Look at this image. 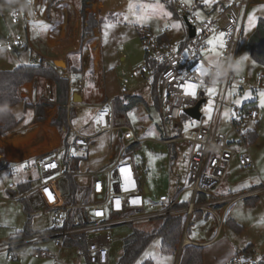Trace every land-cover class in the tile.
Wrapping results in <instances>:
<instances>
[{
    "label": "built area",
    "instance_id": "obj_1",
    "mask_svg": "<svg viewBox=\"0 0 264 264\" xmlns=\"http://www.w3.org/2000/svg\"><path fill=\"white\" fill-rule=\"evenodd\" d=\"M8 1L18 6L14 22H18L25 13L36 21L53 22V6L45 5L46 0ZM166 2L173 17L181 22V36L171 39V27H165L158 32L150 28L140 29L141 42L146 56L142 75L150 83L156 82L157 100L164 124L172 122L175 127H180L177 137H169L166 131L167 138L164 142L172 144L182 140L191 143L185 182L174 185V190L171 189L173 187L171 185L169 192L162 195L156 203L147 202L137 166L127 154L128 148L139 143V139L133 129L128 126L127 119L115 114L114 104L112 100H108L99 108L96 135H88L73 129L72 138L65 149L66 153L43 156L37 160V168L41 173L40 189L50 206L59 207L55 211V224L50 230L17 236L0 245V251L7 252L10 260L18 258L15 251L19 249L54 241L62 250L66 239L74 235L86 234L87 247L85 249L81 246L71 247L76 250L77 262L55 257L52 264H80L81 262L111 264V235L99 231L118 225L134 224L142 220L166 219L176 215L185 216L184 229L178 245L180 252H183L186 246L196 244L192 239L183 242L184 237L189 238V226L196 213L204 212L212 215L218 228L221 229L224 217L233 204L264 194V182L238 195L231 196L215 192L219 185L231 179L230 166L234 158L237 157L241 166L246 169L253 168L254 162L244 140L243 131L238 128L236 120L231 119L232 129L228 133L221 131L220 127L227 96L235 88V71L230 70L215 84L209 83L207 75L201 77L194 71L198 64H203L204 69H207L210 60L215 61L229 55L236 59L246 16L256 4L264 5V0H234L229 5L220 7L215 4L212 9L205 12L204 16L200 14V11H205L202 0H166ZM189 24L195 28L194 37L190 35ZM209 41H212L211 45ZM221 42H223V48L220 47ZM24 47H29V43L20 37L0 41V49L14 51ZM216 52H220L221 55L215 57ZM133 77L134 75H131L130 79ZM130 79H125V84H128ZM190 83L196 85L195 95H192L187 88ZM208 87L216 88L217 93L213 99L216 107L219 108V111L215 113L216 121L213 119L209 124L206 123V117L201 111L202 106L200 120H195L184 112L187 108L195 107L200 100L204 99L206 102L210 98L206 92ZM70 89L83 90L84 83L79 82L78 86H70ZM68 107L70 108V105ZM230 107L234 109L232 104ZM255 114V111L251 110L244 116L250 117ZM183 116L200 124L185 129L181 123ZM105 133L111 136L120 134L122 141L128 133L130 140L124 143V149L112 166L85 173L92 179L88 202L76 205L60 203L56 189L57 181L61 178L80 175L74 167V159L86 156L93 139ZM233 133L238 136L239 141L231 139ZM114 144L112 140L110 146L113 147ZM53 163L56 165L55 168L47 167ZM121 168L125 171L121 172ZM186 193H190L187 200H185ZM117 201H119V206H117ZM148 206H158V208L150 210ZM222 207H224L223 214H219L217 208ZM81 209H85L87 213L85 222L78 215ZM72 211L75 217L74 223L70 224ZM97 212L101 214L96 215ZM92 232L96 233L91 235ZM211 242L212 240L204 244ZM41 255L47 256L46 251ZM229 264H248V260L245 257H235Z\"/></svg>",
    "mask_w": 264,
    "mask_h": 264
},
{
    "label": "rangeland",
    "instance_id": "obj_2",
    "mask_svg": "<svg viewBox=\"0 0 264 264\" xmlns=\"http://www.w3.org/2000/svg\"><path fill=\"white\" fill-rule=\"evenodd\" d=\"M91 1L95 2L96 0ZM232 1L234 0H202V4L205 5V11H200V14L204 16L206 14L205 12L212 9L215 4L217 7H220L222 5H229ZM102 2L103 7L99 15L98 13L96 14V19L99 20L98 25L101 27L105 44L107 42L111 44L112 42L115 43L119 41V39L126 40L127 38L128 40H132L127 43L129 58L126 61H121L118 67H116L115 79L117 82L116 85H118L123 92L130 91L134 85L142 83L138 87L137 92H134L133 95L136 94L141 96L143 102L139 103L125 114L128 126L133 129L139 139L137 147L127 150V154L137 165L142 186L146 185L150 189V193L146 194L147 202L156 203L162 195L169 192L171 185H173L171 189L174 190V185L179 182L180 184L185 182L186 169L191 152V143L182 140L172 144L164 142L167 138L166 131L169 137H177L180 127H175L172 122L166 125L164 124L159 103L157 106L152 96V84L145 80L141 73V67L146 59L144 48L140 39L133 37H137L136 29L139 26L150 27L153 30L171 27L172 33L170 38L175 39L181 36L182 25L179 20L173 17L171 10L164 0H102ZM79 4H81V0H75L72 2L71 6H69L71 18L76 16ZM129 4L133 5L131 11H129ZM17 7V4L8 0L0 3V41L14 39L17 36L27 41V35L22 22L15 23L13 21ZM91 9L93 10V7H91ZM125 16L128 18L125 19ZM262 17H264L263 4H256L253 6L246 16L236 59L241 57H247V59L243 60L239 66L234 67L236 77L234 82L235 88L232 93H229L227 96V104L222 110L220 122L221 131L226 133L230 132L232 129V118L240 122L238 128L241 131L248 129H255L257 131V141L248 146L249 153L254 162V167L246 169L241 166L237 157L234 158L230 166V171L232 173L231 179L229 182L221 184L215 189V192L219 194L231 196L238 195L264 182V106H262V99H264V97H262V94H264V65L257 62L252 57L248 46L249 39L255 32L258 21ZM174 25H178V27ZM121 28L123 29V31L121 30L122 32L120 31ZM31 40L34 42L29 44L27 49L22 48L21 50L17 49L19 51H9L5 48H1L0 70H12L20 65L39 64L42 60L41 58H43L48 51L37 37L35 38L32 36ZM215 57L218 56L215 54ZM63 61L66 64L65 60ZM56 67L59 69H66L67 66ZM131 74H133L135 78L130 79ZM125 79H130V82L125 84ZM83 80L85 81L84 86L87 87V90L91 92L93 97L97 96L99 91L96 90V88L94 89L91 82L86 81L85 78ZM76 86H78V84ZM208 88H214L215 91L210 94L207 91ZM208 88L206 92L210 98L203 103L201 108L203 115L206 117L207 124L215 119V113L219 111L213 99L217 93L216 88ZM75 102L77 103L78 101ZM249 102H254L257 106L255 110L256 114L242 119L243 116L238 113L237 109ZM231 104L234 106V109H231ZM73 118H75L74 114ZM78 118V124H81L85 116L83 114ZM181 123L185 129H190L200 124L184 116L181 119ZM231 139L239 141L235 133L231 134ZM112 140L113 136L110 137L109 134H103L99 138V141L102 143V150L105 151V153H111L112 151L116 154L114 158L107 163L103 159L101 161V169L108 168L116 162L117 154L124 149V143L130 140V136L126 133L123 141L122 137L116 136L115 146L110 148L108 144L111 143ZM63 153H66V151ZM75 162L76 160L74 159V163ZM35 176L36 175H34V177ZM39 182V180L36 181L34 185H37ZM57 186L64 195L69 189L68 178L59 179ZM41 195L44 204L47 205V199L43 194ZM189 195L190 193L185 194V200L189 198ZM257 198V202L254 205L248 203L246 200H241L229 208L224 217L223 228L218 237V242L213 246L204 248V264H215L216 260L218 258L219 260L222 259L223 255L224 259L228 258L227 251H236L235 256L239 255V258H241V256L246 257L248 264H256L264 257V194H261ZM31 205L33 209H35L34 213L37 214V217H35L33 221V225L40 228L46 227L50 215L39 210V208L43 209L41 205L37 203ZM157 208L158 206H148L150 210ZM223 208L224 207L217 208L219 214H222ZM8 213L9 217L6 218L7 214L4 213L3 222L0 221V245H2L5 240L15 237L19 233L20 227L23 228L26 222V214L22 204H15L12 210L9 209ZM208 215V219L213 218L212 215ZM162 224L163 219L158 218L138 221L132 225H118L99 231L100 233L107 232L111 235V264H119L123 254L124 239L130 234L132 226L144 231H152L159 230ZM238 227H241V229L239 230ZM210 228V223H204L203 221L198 222L196 216H194L189 226L188 236L192 240L209 239L216 229L210 230ZM94 233L96 232H92L91 235ZM45 247L50 249L49 252L51 255H48V251H46L47 256H42L41 253L43 251H40L41 253L38 251ZM246 249H249L248 255L242 253ZM15 253L18 255V258L16 260H10L7 252L0 251V264H52L53 255H57L61 260L77 262L75 248L64 247L62 250H59V247L54 241L31 245L19 249L15 251ZM177 257L178 251L174 256L166 255L161 251V237L156 235L133 264H144L146 262H152L153 264H175ZM229 263L230 261L223 264ZM80 264L88 263L81 262Z\"/></svg>",
    "mask_w": 264,
    "mask_h": 264
},
{
    "label": "crops",
    "instance_id": "obj_3",
    "mask_svg": "<svg viewBox=\"0 0 264 264\" xmlns=\"http://www.w3.org/2000/svg\"><path fill=\"white\" fill-rule=\"evenodd\" d=\"M73 1L75 0L45 1V5L53 6L52 23L36 21L32 18V16H30L29 14L27 15L26 13L22 18L18 20V22H22L29 44L34 42L33 40H31V37L33 36L35 38L37 37L40 40L41 44H43L44 47L47 48L48 53H46L45 56L41 58L43 61L49 64H54L57 59L65 60V65L67 67L66 69H60V75L69 80L70 86L76 87L79 82H83L85 85V81L83 80L85 78L86 81L91 82L94 89L96 88V90L99 91L98 95L93 97L91 92L87 90L86 86H84L83 90L77 89L78 91L76 89L71 90L69 86L68 102L66 104V107L68 109L70 133H72L73 129H77L88 135H96L98 132L97 115L99 112V108L108 100H112L113 102V100L117 97H123L124 95H133L134 92H137L138 87L142 83L134 85L130 91L125 92H123L119 88V86L116 85V67H118L121 61H126L129 58V49L127 43L132 40H128L127 38L126 40L119 39V41H116L115 43L112 42L111 44L110 42H107L105 44V40L102 36V30L99 25L94 29L93 32L88 34L87 37L83 38L84 19L81 14V4H79L76 16H73L71 18L69 6H71ZM164 1L167 4L166 0ZM90 4L91 7H93L94 12L91 7L88 11L94 13L95 18H97L96 14L98 13L99 15V13L101 12L103 2L102 0H96L95 2L90 0ZM122 28L120 29V31H123ZM142 28L150 27H137V37L133 38H139L141 41L140 29ZM163 28H159L157 30H153L152 28L150 29L158 32ZM18 37L20 36H17L15 38ZM27 48L28 47H24L23 49ZM18 49L21 50L22 48ZM14 51L19 50L16 49ZM144 64L141 67V73ZM133 78H135V76ZM151 84L153 89V83ZM56 92L57 91L55 83L49 79L36 78L32 82L25 83L20 88L21 96L34 106L42 101L50 102L51 105L46 109V119L41 122L35 121L36 116L34 109H25L24 105L16 106L13 109V112L15 116L19 120H21L19 130L4 136H0L1 222H3L4 213L7 214L6 218L9 217L8 211L9 209L12 210L15 204H22L24 210V204L20 201V199L25 197L31 204L37 203L41 205L43 209L39 208V210L50 215V218H48V225L46 227L40 228L33 225V221L35 217H37V214L33 213V230L42 232L50 230L54 227L56 220L55 211L59 209V207H52L49 204L45 205L43 202V198L41 195L43 194V192L40 189L41 173L37 168V160L43 156L63 153L66 149L64 145L66 129L64 128L63 130H60L57 126L52 124V120L58 116L59 109V104L56 101ZM77 94L78 102L76 103L75 96ZM134 95L139 96L136 94ZM68 105H70V108L68 107ZM73 114L75 118H71V115L73 116ZM83 114L85 116V119L83 120V123L78 124V117H81ZM116 136L121 137L120 134L113 135L114 143H116ZM100 137L101 135L96 136L93 139V143L88 150V154L78 164L77 169L76 166H74L75 169L80 173V175L74 178L77 182L80 183V185L84 187H90L92 183V179L85 173L100 170L102 168L101 161L103 159L107 163L116 155L112 151L111 153H105V151L102 150V143L99 141ZM110 137L112 136L110 135ZM71 138L72 134L69 135V141ZM108 146L112 148L110 146V143L108 144ZM120 153L121 151L117 154V157ZM34 175L36 176L34 177ZM38 180L40 182L37 185H34V183ZM26 182H31L32 189L29 190L26 194H20L18 191V186L19 184ZM177 184H180V182ZM56 189L58 191L60 203H66L65 197L58 189V186L56 187ZM195 216L198 222L203 221L204 223H210V230L216 228L214 234L209 239L193 240L196 242L195 245L202 246L204 248L213 246L216 242H218V237L220 236L223 227L219 229L215 218L213 217L211 219H208L207 217L209 215L207 213L199 212V214ZM25 224L23 228L20 227L19 233L15 237L20 236V232L24 229ZM8 240H5V242ZM210 240H212L210 244H204ZM38 251H48V255H51L49 252L50 249L46 247L43 249H39ZM227 252L228 258L224 259L223 255L222 259L219 260L218 258L215 264H223L229 261L231 262L236 257V251ZM55 257H57V255H53L52 260Z\"/></svg>",
    "mask_w": 264,
    "mask_h": 264
},
{
    "label": "trees",
    "instance_id": "obj_4",
    "mask_svg": "<svg viewBox=\"0 0 264 264\" xmlns=\"http://www.w3.org/2000/svg\"><path fill=\"white\" fill-rule=\"evenodd\" d=\"M4 1L6 0H0V3ZM90 7V0H81V14L84 19L83 38L93 32L99 24V21L95 18V14L88 11ZM248 46L252 57L257 62L264 65V17L259 19L257 28L249 39ZM36 78L52 80L56 85V101L59 104V109L58 116L52 120V124L57 126L60 130H63L64 128L66 129L64 145L67 147L69 135L72 134L70 133L68 109L66 107L70 83L68 79L60 75V69L57 68L55 64H49L43 60H41V62L37 65H20L12 70H0V108L6 110L8 113L7 115H0V136L19 130L21 120H19L13 112V109L18 105H24L25 109H34L36 122H41L46 119V109L51 105V103L42 101L34 106L23 98L20 93L22 85L27 82H32ZM152 91L154 102L158 106L156 82L153 83ZM142 102L143 99L135 95L117 97L113 100L115 114L117 116L125 117V114L130 109ZM256 108L257 106L254 102H249L245 103L237 110L238 113L245 118L244 115H247L251 110L255 111ZM243 117L242 119H244ZM71 118H73L72 115ZM239 123L240 122L236 121L237 125H239ZM243 136L247 146L255 143L258 139V133L255 129L243 131ZM137 145V143L131 145L128 150L135 149ZM84 157L79 156L75 158L76 169ZM68 180L69 189L64 193L66 204L76 205L78 203H86L91 193L90 187L80 185L74 177H69ZM31 189V182L21 183L18 186L20 194H26ZM257 199L258 198L247 199L246 201L254 205L257 202ZM20 201L24 204V210L27 214V222L24 229L20 232V236L38 233V231H34L32 228L34 210L31 203L25 197L20 199ZM197 214H199V212L195 215ZM78 215L83 222L87 221V213L85 210H79ZM74 217L75 214L74 211H72L70 213V224L74 223ZM184 224L185 216L176 215L163 219V224L159 230L144 231L132 226L130 234L124 239L123 254L120 258L119 264H133L156 235L161 237V251L166 255H176L183 233ZM238 229L240 230L241 227H238ZM65 246L70 248L81 246L85 249L87 247V235L79 234L69 237L65 241ZM242 253L244 255H248L249 249L244 250ZM203 254L204 247L188 245L182 252L179 264H204ZM236 257H239V255H236ZM144 264L153 263L146 262ZM256 264H264V257Z\"/></svg>",
    "mask_w": 264,
    "mask_h": 264
},
{
    "label": "clouds",
    "instance_id": "obj_5",
    "mask_svg": "<svg viewBox=\"0 0 264 264\" xmlns=\"http://www.w3.org/2000/svg\"><path fill=\"white\" fill-rule=\"evenodd\" d=\"M242 59H233L231 55L223 57L221 59L213 61L211 65L208 66L206 75L209 77V83L215 84L218 79H221L225 76L230 70H234L235 66H239L238 63ZM7 111L0 108V115H7Z\"/></svg>",
    "mask_w": 264,
    "mask_h": 264
},
{
    "label": "snow or ice",
    "instance_id": "obj_6",
    "mask_svg": "<svg viewBox=\"0 0 264 264\" xmlns=\"http://www.w3.org/2000/svg\"><path fill=\"white\" fill-rule=\"evenodd\" d=\"M132 8H133V5L132 4H129V11H131L132 10ZM128 17L127 16H125V19H127ZM175 27H178V25H174ZM209 44L211 45L212 44V41H209ZM220 47L221 48H223L224 47V45H223V42H221V44H220ZM213 50H215V48H213ZM216 55L217 56H220L221 55V53L220 52H216ZM245 59H247V57H242V59L238 62V63H242L243 62V60H245ZM213 63V61H209V65H211ZM194 71L199 75V76H201V77H203L204 75H206V71H205V69H204V65L203 64H198L197 66H196V68L194 69ZM195 87H196V85L195 84H188L187 85V88H188V90H190V93L192 94V95H195V91H194V89H195ZM207 91L210 93V94H212L214 91H215V89L214 88H208L207 89ZM262 97H264V94H262ZM262 106H264V99H262ZM105 111H107V110H105ZM29 115H31V114H29ZM187 127V126H186ZM73 154H75V153H73ZM55 164L53 163V164H49V165H47V167H50V168H55ZM125 171V169L124 168H121V172H124ZM45 191H47V189H45ZM49 198L51 199L52 197H51V195L49 196ZM187 198V197H186ZM117 203V206H119V201H117L116 202ZM133 203H136V201H133ZM101 213H99V212H97L96 213V215H100Z\"/></svg>",
    "mask_w": 264,
    "mask_h": 264
},
{
    "label": "water",
    "instance_id": "obj_7",
    "mask_svg": "<svg viewBox=\"0 0 264 264\" xmlns=\"http://www.w3.org/2000/svg\"><path fill=\"white\" fill-rule=\"evenodd\" d=\"M190 26V35L191 37H194L195 36V28L194 27H191V25L189 24ZM55 66H61V67H64L65 66V63L63 60H56L54 62ZM78 97V94L75 96V101H78L77 98ZM205 102L204 99L200 100L199 103L195 106V107H191V108H187L184 110L185 114L190 116L191 118L195 119V120H200L201 119V116H202V113L200 111V108L202 106V104ZM144 192L146 194L149 193V188L147 186H144ZM178 258H177V262L176 264H179V261H180V258H181V254H182V251L180 252V249H178Z\"/></svg>",
    "mask_w": 264,
    "mask_h": 264
},
{
    "label": "bare ground",
    "instance_id": "obj_8",
    "mask_svg": "<svg viewBox=\"0 0 264 264\" xmlns=\"http://www.w3.org/2000/svg\"><path fill=\"white\" fill-rule=\"evenodd\" d=\"M189 240H190V238H188V237H184L183 242L185 243V242H187V241H189Z\"/></svg>",
    "mask_w": 264,
    "mask_h": 264
}]
</instances>
